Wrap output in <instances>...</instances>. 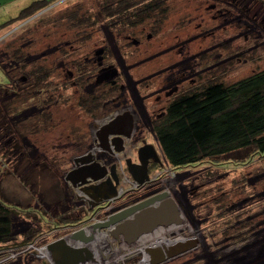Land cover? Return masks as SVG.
Masks as SVG:
<instances>
[{
	"label": "rangeland",
	"instance_id": "rangeland-1",
	"mask_svg": "<svg viewBox=\"0 0 264 264\" xmlns=\"http://www.w3.org/2000/svg\"><path fill=\"white\" fill-rule=\"evenodd\" d=\"M63 1L56 0L45 11L0 30V85L7 93L0 103L12 107L14 100L16 108L9 115L0 113V136L7 128L15 131L14 124L33 128L35 115L43 111L52 115L46 129L14 132L24 155L9 147L0 155V195L5 206L42 208L37 218H26L24 212L0 213L4 248L29 242L25 235L31 228L41 232L34 240L47 244L67 236V227L92 217L94 211L83 204L66 176L75 167L76 157L100 156L96 132L117 110L139 115L144 123L136 134L155 147L164 170L169 171L172 167L148 119L161 118L174 97L212 77L232 84L264 70V7L255 0H164L169 9L163 24L151 19L136 28L114 26L105 18V0ZM77 8L94 24L70 21ZM16 50L24 55L22 63L27 68L52 70L58 86L21 91L28 83L25 70L18 68L12 56ZM82 74L87 76L83 82L78 79ZM162 85L171 88L158 93ZM171 89L178 94L167 97ZM99 93H105V103L92 117L79 105V94L91 99ZM9 140L0 138V148ZM134 154L131 159L138 161V151ZM242 154L240 159L233 157L236 164L206 162L172 170L173 175L159 184L179 204L181 229L146 237L154 240L132 245L142 249L119 259L106 254L121 248V239L102 232L106 240L95 238L90 243L89 250L98 255L94 264H134L143 259L150 263L148 247L165 251L169 242L194 233L198 246L164 264H264V156L251 160L241 158ZM6 163L15 174L1 170ZM59 216L75 223L56 228L54 220ZM90 226L81 228L88 227L87 233L92 234ZM11 238L17 240L9 243ZM8 264L48 263L28 254Z\"/></svg>",
	"mask_w": 264,
	"mask_h": 264
},
{
	"label": "trees",
	"instance_id": "trees-1",
	"mask_svg": "<svg viewBox=\"0 0 264 264\" xmlns=\"http://www.w3.org/2000/svg\"><path fill=\"white\" fill-rule=\"evenodd\" d=\"M255 1L264 7V0ZM165 2L164 0H105L102 10L105 11V18L110 19L114 26L119 24L123 25V28H136L151 19H154L156 24L161 25L166 20L169 9ZM52 4L54 3L35 1L23 9L18 17L0 24V30L16 22L27 20L35 14L43 12ZM81 9L73 10L69 15V20L78 21L80 25H93L94 23L90 22V16L87 13H82ZM12 56L18 63V68H23L27 75L28 85L21 91L28 92L40 85L53 89L58 86L54 82L52 70L41 66L27 68L22 63L24 55L17 50L13 52ZM78 66L81 67L79 64ZM79 69L84 73V67ZM5 74L11 82V73ZM86 77L82 74L78 79L83 82L87 79ZM81 82L77 83L79 87ZM3 88V85H0V102H2V95H7ZM105 99V93H99L91 99L79 94V105L84 107L86 112L92 113L91 115L94 117L93 113L100 109L105 103ZM11 105L13 108L0 103V113L6 112L9 115L15 112L14 100H11ZM51 116L49 111H43L35 115L36 121L33 128L27 125L14 124L15 131L24 129L26 133H34L42 126L43 129H46ZM152 129L167 164L174 170L206 162L214 165L227 162L236 164L232 159L234 156L240 159L239 153H243L241 158L245 159L252 160L255 157H263L264 70L232 84L212 77L208 82L198 85L197 88L174 97L162 117L153 120ZM5 131L0 138L5 136L9 137L10 140L5 141V145H2L0 155L8 147L10 151H17L24 155L21 144L14 140L15 131L11 128H7ZM3 156L5 157V155ZM7 164H4L5 169L1 170L4 173L15 174V169L9 168L7 170ZM72 197L75 198L73 193ZM3 199L0 195V213L24 212L27 215L26 218L33 215L37 218L38 212L42 211V208L28 210L15 205L10 206V204L9 208L5 206ZM55 219H57L54 220L56 228L59 227L57 225L67 227L71 223H75L62 216ZM38 221L41 222L40 219ZM39 233L41 232L31 228L25 236L30 242ZM16 240V238H11L8 239V242L14 243ZM5 243L6 241L0 236V248L4 247ZM143 260L134 264H142ZM43 262L47 263V261Z\"/></svg>",
	"mask_w": 264,
	"mask_h": 264
},
{
	"label": "water",
	"instance_id": "water-1",
	"mask_svg": "<svg viewBox=\"0 0 264 264\" xmlns=\"http://www.w3.org/2000/svg\"><path fill=\"white\" fill-rule=\"evenodd\" d=\"M174 91L172 90L169 95ZM133 129L134 119L132 114L129 111L118 114L99 127L96 132V146L101 152L110 155L122 153L125 150L124 143L131 138ZM148 151H151V154L147 156ZM138 153L139 163H134L131 159H128L126 165L132 178L143 185L150 181V160L160 163L161 159L155 147L151 144L145 143ZM74 163L75 167L67 173L66 181L89 198L91 207L95 208L107 203L118 195L120 177L116 164L110 166L102 164L96 160L92 153L76 157ZM182 221L183 216L179 204L164 190L128 208L115 212L106 221L94 223L90 227L93 233L107 231L115 239L123 238L128 243H133L143 234ZM67 239L86 245L95 239V234L89 235L82 228L72 233L69 238L65 236L50 242L47 245V251L54 264H82L93 260L88 248L74 246ZM198 244L199 239L196 233L182 234L179 238L169 242L168 246L165 247V251L159 246L148 247L147 253L150 255V263L143 264H164L195 249Z\"/></svg>",
	"mask_w": 264,
	"mask_h": 264
},
{
	"label": "flooded vegetation",
	"instance_id": "flooded-vegetation-1",
	"mask_svg": "<svg viewBox=\"0 0 264 264\" xmlns=\"http://www.w3.org/2000/svg\"><path fill=\"white\" fill-rule=\"evenodd\" d=\"M170 88H171L170 86L166 87L165 85H162L161 88H159V90L157 92L159 93V92H162V91H167V89H170ZM175 88H177V87H175ZM172 89H171V91H172ZM136 90H138V89L136 88ZM169 92L170 91H168V93ZM168 93L166 95L167 97H170V96L173 97L174 95L178 94V92L177 93H173L172 92L171 95H169ZM126 111H128V110H125L124 112H126ZM117 112H118V110L116 111V114H113L112 116H110L108 118V121L110 119L114 118L116 115H118L119 113H117ZM129 112L132 114L133 119H134V129H133L131 138L129 140H126L125 143H124V146H125L124 152L117 153L116 155H110V154H107V153H104V152L100 151V156L96 158L97 161H99L102 164H105L107 166H110L112 164H116L117 165V172H118L119 177H120V174H119L118 168H119L120 163L123 164L124 170L130 175V173L128 172V169H127L126 161L128 159H131V158L133 159V156L135 155L134 153L136 151L139 152V149L141 147H143V143H145V139H143V137H141L140 134L139 135L136 134L137 131L140 130V126H141L143 121L139 120V117H138L139 115L136 112H133V111L132 112L129 111ZM148 122L152 123L153 121L151 120V118H149ZM146 154H147V156L150 155L151 151H148ZM133 162L134 163H139V159H138V161H133ZM164 172H165L164 163H162V162L156 163L154 160H150V162H149L150 181L146 182L142 186L137 187V189H134L132 193H130V194L126 195V196H123L118 202L114 203L113 206H112L113 208H111L112 210L110 211V213L118 212L120 210L128 208L129 206H132L133 204H135L137 202H140V201H142L144 199H147L149 197L154 196L155 194L163 192L165 189L161 188V184H159L158 182H156V181H154L152 179H153V177H157V179L163 178L164 177L163 176ZM131 178H132V176H131ZM119 186H118V189H119ZM78 191L79 190H77V193H78ZM77 195H78V197L80 199H82V196H80L79 194H77ZM82 201H83V199H82ZM109 202L103 203V204H101V205H99V206H97L95 208L90 206L89 201H88V203H84V201H83V204H85L88 207L89 211H94V214H97L99 211H101V210L105 209L106 207H108ZM89 219H87V221ZM120 239H121L120 243H122L123 242V238H120ZM136 243H138V242H136ZM136 243H134V244H136ZM134 244H132V245H134ZM132 245H128V246H132Z\"/></svg>",
	"mask_w": 264,
	"mask_h": 264
},
{
	"label": "built area",
	"instance_id": "built-area-1",
	"mask_svg": "<svg viewBox=\"0 0 264 264\" xmlns=\"http://www.w3.org/2000/svg\"><path fill=\"white\" fill-rule=\"evenodd\" d=\"M172 170L173 169L171 168L169 171H165L163 174V176H164L163 178L157 179V177H153L152 180H154L158 183L163 182V180L167 179V177L169 178V177H171V175H173ZM118 171H119L120 178H121L120 184H119L120 186L118 189V196H116L115 198L110 200L108 207L99 211L97 214L92 215V217H90V219L87 222H85L83 224L73 225L71 227H67L66 229H68L70 231V233L67 235L68 238L72 235V233L77 232L78 230L82 229L81 226H83L85 224L92 225V224L97 223V222L106 221L110 215L115 213V212L110 213V211L112 210L111 208H113L112 206L114 203L118 202L123 196H126V195L132 193L134 189H137V187L142 186L137 181L133 180L131 178V176L124 170L122 163H120ZM77 190H79V189H77ZM78 194L80 196H82L84 203H88L89 198L86 195H84L80 190L78 191ZM84 229L86 230L89 228L84 227ZM95 233H97V232H95ZM103 233L108 234L107 231H103ZM36 239H38V238H36ZM36 239L33 241H30V242H26L25 244L18 245V246H13L10 248H4V247L0 248V264H8V263L13 262L16 259H18L24 255H28V254L34 256L36 259H39L41 261H47L48 264H54L52 259H51L50 254L47 251V245L51 241L48 242L47 244H41V240H36Z\"/></svg>",
	"mask_w": 264,
	"mask_h": 264
},
{
	"label": "bare ground",
	"instance_id": "bare-ground-1",
	"mask_svg": "<svg viewBox=\"0 0 264 264\" xmlns=\"http://www.w3.org/2000/svg\"><path fill=\"white\" fill-rule=\"evenodd\" d=\"M183 226V222H181V223H173V224H171V225H169V226H162V227H159L158 229H156L155 231H153V232H151V233H147V234H143L136 242H138V243H136V242H133V243H128L127 241H125L124 239H123V242L122 243H120V246H121V248L120 247H118L117 248V251H114L113 253H109V254H106V256H108L109 257V259H111V258H113L114 257V259H119L120 257H123V256H127L128 254H132V253H138V252H140V250L142 249V248H134V247H131V246H128V245H132V244H134V243H136V244H139V243H146L147 242V240H154L153 238L152 239H145L146 237H152V236H154V235H156L157 233H162V232H168V231H171V232H174V231H176V230H179V229H181V227ZM87 230L88 229H86V233H87ZM88 234V233H87ZM95 234V238H97V239H99L100 241H102V240H106V238H105V236H103V234H99V233H93L92 232V234L91 235H94ZM90 235V234H89ZM72 245L73 244H75L74 246H85L86 248H88L89 249V247L90 246H92V245H90V243L89 244H82V243H80V242H75V241H71L70 239H67ZM95 240V239H94ZM93 240V241H94ZM92 241V242H93ZM127 247L129 248V247H131V248H129V252L127 253L126 252V249H127ZM130 250H134L133 252H130ZM91 252V254H92V256H93V260L92 261H87L88 263H98V255H97V253L96 252H94V251H90ZM111 254V255H110ZM101 261H103V260H100V262Z\"/></svg>",
	"mask_w": 264,
	"mask_h": 264
},
{
	"label": "crops",
	"instance_id": "crops-1",
	"mask_svg": "<svg viewBox=\"0 0 264 264\" xmlns=\"http://www.w3.org/2000/svg\"><path fill=\"white\" fill-rule=\"evenodd\" d=\"M35 1L54 3L56 0H0V24L18 17L23 9Z\"/></svg>",
	"mask_w": 264,
	"mask_h": 264
},
{
	"label": "clouds",
	"instance_id": "clouds-1",
	"mask_svg": "<svg viewBox=\"0 0 264 264\" xmlns=\"http://www.w3.org/2000/svg\"><path fill=\"white\" fill-rule=\"evenodd\" d=\"M45 11V10H44ZM159 154V153H158ZM52 242V241H51Z\"/></svg>",
	"mask_w": 264,
	"mask_h": 264
}]
</instances>
